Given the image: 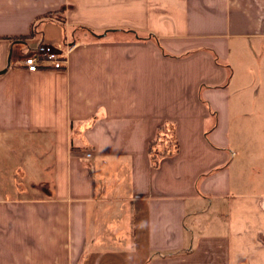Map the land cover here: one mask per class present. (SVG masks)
I'll return each mask as SVG.
<instances>
[{"label": "crops", "instance_id": "0c3cea01", "mask_svg": "<svg viewBox=\"0 0 264 264\" xmlns=\"http://www.w3.org/2000/svg\"><path fill=\"white\" fill-rule=\"evenodd\" d=\"M63 37L66 68L28 73ZM260 44L264 0H0V264H264L229 64Z\"/></svg>", "mask_w": 264, "mask_h": 264}, {"label": "rangeland", "instance_id": "374dc122", "mask_svg": "<svg viewBox=\"0 0 264 264\" xmlns=\"http://www.w3.org/2000/svg\"><path fill=\"white\" fill-rule=\"evenodd\" d=\"M39 33L36 34L39 40L42 39V24H39ZM62 40V39H61ZM58 40L54 44H49L57 48L63 44V40ZM21 59L28 54V50L21 47ZM233 63V64H232ZM232 65L230 78L232 79V89H243L241 93L235 95L234 100V125H233V142L232 150L241 154V157L253 159L250 169H247L249 178L253 184H256L254 191H262L258 185L263 179L264 171L261 174L258 166H262L261 160L264 159V44H260L258 49L249 48L242 53H233V59L229 63ZM261 160H257V159ZM16 170V169H13ZM9 171L7 174L4 173ZM4 179H12L15 176L19 182L24 178V172H19L12 176V169L2 171ZM3 179V178H2ZM3 179V180H4ZM262 185V184H261Z\"/></svg>", "mask_w": 264, "mask_h": 264}, {"label": "built area", "instance_id": "2783aa9c", "mask_svg": "<svg viewBox=\"0 0 264 264\" xmlns=\"http://www.w3.org/2000/svg\"><path fill=\"white\" fill-rule=\"evenodd\" d=\"M73 49L74 46L68 41L60 44L57 48L42 43L28 51V54L22 59V65L26 67L28 73H36L40 69L61 71L66 68L68 55ZM88 157H91V154H88Z\"/></svg>", "mask_w": 264, "mask_h": 264}, {"label": "trees", "instance_id": "16d2710c", "mask_svg": "<svg viewBox=\"0 0 264 264\" xmlns=\"http://www.w3.org/2000/svg\"><path fill=\"white\" fill-rule=\"evenodd\" d=\"M38 33V29H34L29 37H17L15 38V40L26 42L28 38L35 37ZM177 151L178 145L176 141L174 126L167 124L159 127L157 138L150 145V155L153 166H158L161 156L175 154Z\"/></svg>", "mask_w": 264, "mask_h": 264}, {"label": "water", "instance_id": "95a60500", "mask_svg": "<svg viewBox=\"0 0 264 264\" xmlns=\"http://www.w3.org/2000/svg\"><path fill=\"white\" fill-rule=\"evenodd\" d=\"M11 58H12V53L10 54V56H9V63H8V67H7V69L10 67V63H11ZM7 69L6 70H4V71H2V72H0V75H3V74H5L6 72H7Z\"/></svg>", "mask_w": 264, "mask_h": 264}, {"label": "bare ground", "instance_id": "6f19581e", "mask_svg": "<svg viewBox=\"0 0 264 264\" xmlns=\"http://www.w3.org/2000/svg\"><path fill=\"white\" fill-rule=\"evenodd\" d=\"M31 50H33V49H31ZM50 70H54V69H50Z\"/></svg>", "mask_w": 264, "mask_h": 264}]
</instances>
